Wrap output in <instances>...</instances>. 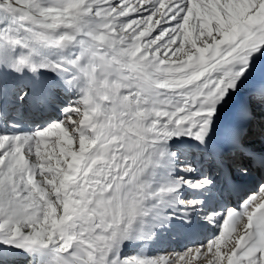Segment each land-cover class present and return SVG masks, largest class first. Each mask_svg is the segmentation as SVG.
<instances>
[{
	"label": "snow or ice",
	"instance_id": "1",
	"mask_svg": "<svg viewBox=\"0 0 264 264\" xmlns=\"http://www.w3.org/2000/svg\"><path fill=\"white\" fill-rule=\"evenodd\" d=\"M257 142L264 0H0V264H264Z\"/></svg>",
	"mask_w": 264,
	"mask_h": 264
},
{
	"label": "bare ground",
	"instance_id": "2",
	"mask_svg": "<svg viewBox=\"0 0 264 264\" xmlns=\"http://www.w3.org/2000/svg\"><path fill=\"white\" fill-rule=\"evenodd\" d=\"M258 144H259V145H258ZM255 146H256L257 148H259V147H261V148L264 147V145H262V144H260V143H258V142L256 143ZM258 181H259V179H258ZM254 185H256V184H254ZM255 193H258V191H257V192H254V194H255Z\"/></svg>",
	"mask_w": 264,
	"mask_h": 264
}]
</instances>
